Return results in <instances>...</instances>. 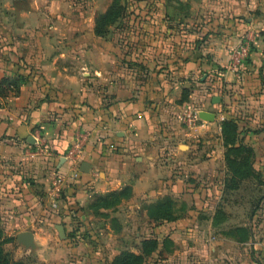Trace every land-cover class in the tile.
Returning <instances> with one entry per match:
<instances>
[{"label": "crops", "instance_id": "1", "mask_svg": "<svg viewBox=\"0 0 264 264\" xmlns=\"http://www.w3.org/2000/svg\"><path fill=\"white\" fill-rule=\"evenodd\" d=\"M111 1L93 0L87 22L81 14L75 26L80 38L86 29L88 37H95L94 20ZM135 3L141 5L136 11L141 25L151 18L146 25L152 34L150 55L139 51L135 58L124 57L112 44H12L25 65L39 72L19 88L18 97L0 105V219L7 225L34 226L51 189L60 194L59 209L39 222L55 226L76 222L75 216L88 225L93 202L126 187L135 199L146 192L159 195L163 175L171 177L174 157L184 156L179 149L185 130L178 114L192 108L194 96L206 99L208 90H219L222 98L211 95L217 105L203 102L198 114H214L209 107L223 104L241 111L225 118L244 120L253 114L257 119L247 127L263 124L258 118L264 112V0ZM148 3L150 9L144 6ZM21 5L12 13L24 16L17 25L27 34L46 20L51 26L62 20L72 26L60 0H24ZM246 40L251 43L249 59L230 67L229 50ZM8 75L0 68V79ZM226 92L231 96L227 101ZM223 116L215 115L214 122ZM214 122H200L194 129H209ZM73 143L82 149L74 164L66 159ZM83 164L87 173L80 171ZM21 173L32 180H22ZM20 232L31 231L11 233ZM32 234L34 246L37 238L47 242L43 234L52 238L48 231ZM51 249L47 243L44 255L43 248L37 251L44 259Z\"/></svg>", "mask_w": 264, "mask_h": 264}, {"label": "rangeland", "instance_id": "2", "mask_svg": "<svg viewBox=\"0 0 264 264\" xmlns=\"http://www.w3.org/2000/svg\"><path fill=\"white\" fill-rule=\"evenodd\" d=\"M23 1L0 0V68L10 74L0 81L7 79L13 84L6 96L0 95V105L9 97H18L19 88L39 72L25 65L14 53L12 44H112L119 55L123 51L124 57L131 59L139 51L151 54L152 34L150 27L146 28L151 18L141 25L136 15L141 5L135 0H119L121 17L107 25L104 37L94 35L96 38L92 39L87 29L80 38L75 26L81 14L87 22L93 0H60L67 12L63 16L71 19L72 26L63 24V20L62 24L51 26L46 20L42 27L28 34L17 25L24 16L12 13L22 9ZM144 6L150 9V3ZM15 23L17 30L13 28ZM245 44L250 52V40ZM233 49L228 52L230 67H233L230 60ZM247 59L248 56L245 62ZM211 95L222 98L223 93L213 89L204 95L206 99L194 96L192 109H201L203 102L217 105V101H210ZM225 99H231L227 92ZM222 105L209 109L215 115H224V120L230 113L238 116L241 112L240 108L234 112L228 105ZM256 119L253 114L244 120L242 116L233 118L235 128L227 135L221 132L219 119L209 129L189 130L180 123L186 133L183 134L185 144L179 152L185 157L181 154L174 157L171 177L163 175L159 195L146 192L135 199L128 187L122 189L125 191L119 197L106 195L91 205L93 218L88 225L76 216V222H60L57 226L63 227V237L58 236L56 224L39 222L41 217H49L59 209L60 194L51 189L47 204H43L46 207L36 212L39 218L34 226L13 228L0 219L3 252L10 261L22 264H111L122 253L140 252L142 241L154 240L156 249L143 258L142 264H264V137L259 136L264 133V112L258 118L263 124L247 127ZM20 155L24 158L26 154L22 150ZM21 177L32 180L28 173H21ZM53 178L56 179V174ZM52 204L57 207L53 208ZM20 229L31 233L48 231L52 238L43 234L46 243L37 238L33 249L25 248L18 244L17 235L11 233ZM47 243L54 249L43 259L37 250L43 248L44 255Z\"/></svg>", "mask_w": 264, "mask_h": 264}, {"label": "trees", "instance_id": "3", "mask_svg": "<svg viewBox=\"0 0 264 264\" xmlns=\"http://www.w3.org/2000/svg\"><path fill=\"white\" fill-rule=\"evenodd\" d=\"M122 6H120L119 0H112L111 5L108 7V9L101 15L97 16L94 22V35L96 37H104L107 33V25L110 23L116 22L121 17V9ZM0 95L6 96L8 88L13 87V84H9L7 82V79H2L0 81ZM219 127L221 128V132L223 134H230L233 129L235 128V125L233 123L232 118H226V120H222L219 123ZM125 189V188H124ZM126 190V189H125ZM110 193V196L117 195L118 197L122 195V191ZM109 196V194H107ZM100 199V198H98ZM97 199V200H98ZM101 199H104V197H101ZM96 200V201H97ZM1 241H3L1 231H0V264H22L21 262H13L10 261L7 258V255L3 252L1 248ZM156 249V241L154 240H144L141 243L140 253L134 254V253H122L119 257L115 258L111 264H142L143 258L146 256H149L154 250Z\"/></svg>", "mask_w": 264, "mask_h": 264}, {"label": "built area", "instance_id": "4", "mask_svg": "<svg viewBox=\"0 0 264 264\" xmlns=\"http://www.w3.org/2000/svg\"><path fill=\"white\" fill-rule=\"evenodd\" d=\"M249 54V46L245 43H240L236 46L230 55L231 65L233 67H239L243 65L247 56ZM180 121L184 124L187 129L196 128L197 124L203 121L199 118V114L197 111L193 110L190 107H186L184 110L180 111L178 114ZM221 120H223L221 118ZM81 145L79 143H73L70 148L67 150L66 159L70 161V163H76L77 156L81 154ZM59 180V176L58 179ZM53 208H56V204H52Z\"/></svg>", "mask_w": 264, "mask_h": 264}, {"label": "water", "instance_id": "5", "mask_svg": "<svg viewBox=\"0 0 264 264\" xmlns=\"http://www.w3.org/2000/svg\"><path fill=\"white\" fill-rule=\"evenodd\" d=\"M213 103L216 102L215 98L212 100ZM199 118L202 121H205L207 123H213L214 119H215V115L211 114V113H207V112H201L199 114ZM28 143H30L31 145L34 143V139L32 137H29L28 139ZM86 165L83 164L81 166L80 171L82 173H87L88 169L86 168ZM57 232H58V236L59 237H63V228L61 226H57ZM17 242L18 244H20L21 246L25 247V248H34V242H33V234L31 232H21L17 235Z\"/></svg>", "mask_w": 264, "mask_h": 264}]
</instances>
